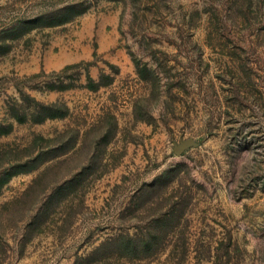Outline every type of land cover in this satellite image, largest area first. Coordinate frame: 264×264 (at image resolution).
Returning a JSON list of instances; mask_svg holds the SVG:
<instances>
[{"label": "rangeland", "instance_id": "rangeland-1", "mask_svg": "<svg viewBox=\"0 0 264 264\" xmlns=\"http://www.w3.org/2000/svg\"><path fill=\"white\" fill-rule=\"evenodd\" d=\"M0 264H264V0H0Z\"/></svg>", "mask_w": 264, "mask_h": 264}, {"label": "water", "instance_id": "water-1", "mask_svg": "<svg viewBox=\"0 0 264 264\" xmlns=\"http://www.w3.org/2000/svg\"><path fill=\"white\" fill-rule=\"evenodd\" d=\"M175 152L179 153L180 152V147H176Z\"/></svg>", "mask_w": 264, "mask_h": 264}]
</instances>
